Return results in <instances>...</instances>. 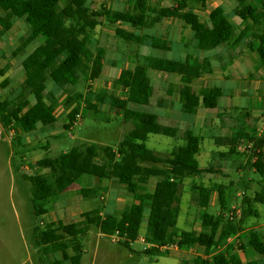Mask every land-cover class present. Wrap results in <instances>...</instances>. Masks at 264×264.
I'll use <instances>...</instances> for the list:
<instances>
[{
	"label": "trees",
	"instance_id": "obj_1",
	"mask_svg": "<svg viewBox=\"0 0 264 264\" xmlns=\"http://www.w3.org/2000/svg\"><path fill=\"white\" fill-rule=\"evenodd\" d=\"M206 1L178 0L172 6L153 10L148 5L149 0H129L132 11L128 8L123 11H111L105 6L91 10L87 4L88 0H0L1 35L10 30L13 19H24L30 28V35L22 40L23 43L16 49V53L25 49L38 36L44 40L21 62L24 70L21 87L29 91L34 104L23 101L7 110L9 103H0V123L4 131L10 133L20 127L23 133H30L37 123L50 126L56 122L53 108L55 97L52 93L45 92L47 82L52 83L57 90H63L76 86L80 76L88 75L91 81L99 78L103 68V51L98 49L93 55L89 51L86 34L102 22L112 26L126 25L133 30L142 31L164 19L178 20L191 32L195 50H223L227 53L228 60L242 51L246 39L244 33H251L250 39L253 42L247 45L250 51L259 56L260 64L264 68V11H258L253 6L254 0H235L238 3L235 16L240 25L244 26L241 31L236 32L229 17L220 7L209 12L206 24L194 9L188 8L189 2H201L203 5ZM258 25H262V28L253 32L251 28H257ZM114 33L125 42L164 52L170 50L169 43L163 37L137 36L120 28H116ZM133 57L137 63L134 68H123L114 81L115 85L126 90V100L108 91H100L94 98L95 104L91 106L95 109L96 105L107 101L115 116H122L124 122L132 124V131L122 137L115 152L107 147L101 149L96 145H87L79 153L69 151L54 159L37 161L35 167L47 170L48 175L27 177L30 185L29 202L32 207L36 202L65 193L84 175L100 180L113 179L118 184L125 185L131 203L119 217L109 215L100 219L94 212L82 215L83 218L95 215L92 220H84V223L59 225L57 228L43 230L34 227L32 241L40 252V261L44 264L49 255H60V259L50 264H80V240L86 235L90 224H94L103 236H117L120 239L117 244L129 249L138 238L145 205L149 206L146 241L152 244V247L143 251L146 255L164 257L168 255L170 247H177L179 250L200 247L207 258L202 264H242L235 255V244L229 240L244 231L246 242L239 250L249 248L264 260V237L254 229L245 231L243 226L245 219L257 217L253 204H264V191L255 194L252 199L246 198L243 192L240 218L235 223L225 218L230 211L233 192L227 193L223 186L205 188L193 185L194 200L202 208L198 212L197 222L201 228H206L207 232L178 231L176 222L180 210L179 189L182 181L197 179L201 174L210 173L212 170L200 168L197 162L200 139L191 131H181L163 125L155 115L126 109L128 103L148 105L153 94L147 79L148 70L179 77L181 86L178 88V94L182 113L195 114L199 108L215 109L218 99L222 97L220 88L195 91L189 87L192 81L212 73L209 59L187 56L183 62H175L150 56L140 58L136 53ZM3 83L6 84L5 81ZM78 112L77 103L68 113V118L73 121ZM150 135L180 141L182 145L173 148L168 157L163 158L146 148L145 143ZM234 139L237 146H249L246 152L261 151L264 131L255 139L247 136L246 132H237ZM99 150L105 153L104 160H99ZM234 150L233 146L229 153L234 154ZM218 156L222 160L227 155L225 153ZM261 156L262 154L258 156L256 163L249 166L255 169L259 177H262L264 172V166L260 163ZM160 165L162 167H159ZM152 178L157 179L155 190L152 194H147L143 187ZM245 188L244 185L243 189ZM211 193L216 194V213L206 210ZM69 250L72 255H69Z\"/></svg>",
	"mask_w": 264,
	"mask_h": 264
},
{
	"label": "rangeland",
	"instance_id": "obj_2",
	"mask_svg": "<svg viewBox=\"0 0 264 264\" xmlns=\"http://www.w3.org/2000/svg\"><path fill=\"white\" fill-rule=\"evenodd\" d=\"M175 1L178 0H149L148 5L151 9L158 10L160 8L172 6ZM87 4H89L91 10L97 9L100 6H105L112 11H123L125 8H128L129 11H132L131 3L129 2V0H88ZM237 5L238 3L235 0H209L203 5L201 4V2H189L188 8L194 9V12L200 17L201 21L206 24L209 12L215 7H220L224 11L225 15H227L229 19L231 18L230 20L232 21L233 18L236 17L235 9ZM253 6L256 7L258 11H264V0H254ZM236 21H238V23L235 24L237 26L234 27L237 30L236 32H239L240 29H243V26L239 25L240 23L237 18ZM12 26L11 29L6 33L2 35L0 34V69L1 67L5 70L7 69V71L10 69L9 76L7 78H4L7 80L5 81L6 84H4L2 81L3 77H0V103H9L7 110H11L15 104H19L18 102H20L21 98H26L31 103H33L32 97L28 95L29 92H25V90L21 87L23 82L21 84H19L18 82L11 84L10 80H22L19 62L23 59L24 56H26V53L28 56L37 45L39 46L42 44V40L38 38L37 41L27 50L24 51V49H22L23 51L21 50L19 53H16V49L23 43L22 40L26 39L30 35V29L24 19H13ZM248 26H250V22H248ZM116 28L123 29L124 31L133 33L137 36H164L163 38L166 37L169 42H171L178 48L180 44H182V46L185 45L187 48V53H190L193 49L191 45H189L192 41L190 37L191 32L189 31V29L185 28L180 21L177 20H163L160 23L153 25L151 28L142 31L133 30L126 25L112 26L110 24L102 22L100 26L96 27L93 31H89L86 34L89 51L93 55L98 49H101L103 51V68L99 78L95 81H91L88 75H83L79 77V82L76 86L67 87L63 90L58 89L55 91L54 89L50 90L52 89V87L49 82L45 84V92L51 93L50 91H54L55 94L53 108H55V114L57 113V124L52 125V128H50L49 125H40L43 128H39V131L37 132L38 134H33V137H28V146L24 158L19 157V152H21L20 144L19 146H17V142H19L18 139L22 136L19 132V130L21 131V128L17 127L18 129H13L10 132V137L9 134L7 135L9 141L14 142H11V155L14 154L12 156V164L17 166L15 168L17 171L19 170V168H21L22 173L20 177L17 176L16 178H12L11 194H8L7 192L8 183L6 181H0V224H3V222L5 221L12 223V209L17 208V210H20L21 212V222H25V240L22 238L23 231L19 236L18 227L15 228V235L14 230H12L11 238L6 239L2 233V244L0 245V264H43V262H41L39 259L40 252L37 248H35L31 238L32 230L34 227L40 228V226L43 228L48 227L47 229H50L52 227L50 223L44 225V222L46 223L47 221L39 215L40 210L38 207L41 205V202L34 203V206H31L29 202L30 185L29 182L26 181V183L22 177L27 179V177H33L36 175H48L47 170H41L35 167L37 161L41 159H54L60 154L69 151L79 153L87 145H96L101 149L109 147L113 152H115L117 143L120 142L125 134H127L126 131L129 130L131 126L129 124H125L123 126L119 123L121 119L115 118L114 113H112L113 110L107 104V101H105L102 105H96L95 109H92L91 106L95 104V96L100 91H108L115 95L117 94L118 96L123 93L121 87L115 85L114 81L118 78L119 73L123 68H134V66L137 64L133 57L135 53L140 58L144 56H150L157 59L166 58L165 53L151 49H146L145 51L142 46H139L132 42H125L121 40L114 33V30ZM261 28L262 25L261 27H259L258 25L257 28L254 27L251 28V30L255 32L254 30H259ZM250 36L251 33H247V38L244 40L242 45L246 51H250V48L247 44L253 42V40L250 39ZM22 53H24V55H22ZM218 55H220V57ZM250 55L251 57L248 62H252L255 57L254 54ZM199 56H201V59L202 57H206V55H204L203 53H201V55L199 54ZM226 57L227 53H225L223 50H219L216 55L214 54L213 56H207V58H209L211 66L214 67V70L222 76H225L223 69V72H221V69L219 71L217 70V68H219V66L221 65L223 66V64L225 65L231 62ZM255 60L257 61L256 58ZM240 65L241 64H237V66ZM235 71L236 67L234 68V72ZM259 76L260 72L252 71L250 80L258 81V79L255 78ZM147 79L148 83H151V87L155 91L152 95L154 103L150 102V104H152L154 108L162 104V98L165 97L163 90L167 88V85H170L169 91L171 92L178 91V88L181 85L180 79L178 77L155 74L150 70L147 72ZM212 81L214 82V79H211L208 82ZM231 85H233L240 91L246 92V96H248L249 80H247L244 75L238 76L237 79L233 78L227 81H223L219 84H216L215 86H221L220 88L221 90L223 89L224 92L228 89V93L229 95H231ZM165 99L167 102L171 101L170 98ZM255 99L256 98L253 97L252 100H254L255 102ZM222 101V98L218 99L217 106H220ZM243 101L244 100L238 97L235 98V102L243 103ZM77 103L80 110L78 116H75L74 120L71 121L70 119H67V114ZM225 103L226 101H224V104ZM46 104L48 103L46 102ZM130 108H133L135 110L141 109L137 105H130ZM263 111L264 109H262V112ZM241 113L243 115L241 118H234L233 120L225 119V124L227 126L234 125L235 130L234 132H232L231 130L226 128L224 135H231L232 138H234L235 134L233 133L235 132H244L245 129L257 132L256 129L264 127V113L259 114L258 111L252 112L250 110H247L245 112L241 111ZM250 113L252 116H250ZM238 114L239 112L236 111V115ZM211 115L215 114H210L206 118V120L211 121L212 125H214L216 124V120L215 118L210 119ZM230 115L233 114L231 113ZM246 115H248L249 118H245ZM118 119L120 120L117 121ZM249 121L250 125H246V122ZM63 125L68 129L61 127ZM217 125H219V122ZM263 131L257 133L249 132L247 136L251 138L253 137V139L258 138L262 135ZM48 135H50V137H47ZM24 139L26 140L25 137H23V140ZM170 140L172 142H179L172 139ZM148 146L152 151L155 152V154L163 158L168 157L170 150L173 149V146L170 147L168 143L162 142L158 139L151 140L148 143ZM179 146H181V144ZM246 148L249 149V146L246 147L245 144H242L240 146L236 145L234 154H230L229 149H225L223 152L227 150L225 153L228 157H230L228 161H223L225 163L219 164V161H209L208 163H203V161H207L209 159L208 155L215 149L213 145L209 143V151H202V149L205 150L206 148L204 144L201 143L199 154L198 156H196L200 168H212L209 174L204 173L199 177V179L202 178V180H197V184H201L203 187L221 185L226 187L230 192L234 193L229 205L230 211L225 218L235 223L240 218L242 193L245 192L246 198L252 199L255 194H261L264 191V175L262 177H259L256 174L254 168H249V166L257 162L258 156H260V154H262L260 163L264 166V147L261 149V151L251 150L249 152H246ZM104 154L105 153L103 151L99 150V160L105 159ZM201 161L203 163V166H201ZM159 167H162V165H160ZM11 173L12 175H15L16 172L11 169ZM0 176H7V171L1 164V158ZM155 181H157V179H154V182ZM191 181H193V179H184L180 185V210L177 218L176 229L178 231L194 230L196 232H201L203 229L197 222V212L201 211V206L196 205V202L193 198L194 194L190 190V187L192 185ZM95 182L98 183L97 180ZM244 185L247 187V190L243 189ZM95 187L97 186L95 185ZM183 187H185V190H183ZM92 190L93 188H87L84 191L91 192ZM123 192L125 196L124 207L126 209L131 203V199L125 191V188H123ZM83 193H77V196L80 198V196H83ZM94 197L95 196H93L92 198ZM216 201V194L213 193L210 198L209 206L206 208L207 212H217ZM99 204L100 203L98 200L90 202L89 210L91 211H88L86 213L96 212L98 217L104 218L105 215L99 216V207L103 211V206ZM86 205L88 206V204ZM23 207H25V218L23 217ZM48 210L50 211V208H48ZM253 210L257 213V217H250L248 219H245L243 221L244 229H254L264 237V204H253ZM119 211H121V209L116 208V212L115 214H113L114 217H119L121 215V212ZM94 216L95 215L92 214L88 219L92 220ZM78 219H82L80 220L82 223L85 222L82 215ZM52 223L56 226L67 224L70 225L72 224V219L69 217L67 218V215H65L63 219L59 221L53 220ZM142 226L144 228L141 229V233H139L137 241L132 243L129 249H126L122 246L117 245L118 240H120L119 238H117L116 236H102L101 234H99L94 224H90L87 227L88 233L85 236L90 237L94 243L83 248L80 264H202L203 261L207 260V258L204 256L203 250L200 247L177 251L169 250L168 255L164 257L149 256L144 254V245H142L140 241L144 238L146 226L145 221L141 224V227ZM82 240L83 239H81L80 242H82ZM232 243L235 244V248L237 249L235 255L242 256L241 260L243 264H255L256 262L253 261L257 259H259V264H264V260L260 256H251L250 253L247 252V249H245L244 251L239 250V247L245 244V238L241 234L232 238ZM68 253L69 255H72L71 250H69ZM56 257L60 259V255H49L46 261L43 259L45 262L44 264H50L54 262L56 260Z\"/></svg>",
	"mask_w": 264,
	"mask_h": 264
},
{
	"label": "crops",
	"instance_id": "obj_3",
	"mask_svg": "<svg viewBox=\"0 0 264 264\" xmlns=\"http://www.w3.org/2000/svg\"><path fill=\"white\" fill-rule=\"evenodd\" d=\"M207 1H209V0H207ZM106 8L109 9L108 7H106ZM164 20H173V19H164ZM231 23L235 27L237 26V25H235V24L238 23V21H236V17L233 18ZM241 30L242 29H240V31ZM244 34H245V37L247 38V32H245ZM147 36L148 37H156V36H150V35H147ZM38 38H40L42 40L41 42L43 43L44 40L42 39V37L38 36L29 44V46H27L24 49V51L27 50L31 45H33L37 41ZM157 38H159V36ZM163 39L166 42L169 43V49L170 50H169V52H164V51H160V50H157V51L165 53L166 54V58L165 59L171 60V61H175V62H183L187 56H193V57L201 59V56H199V54L201 55V53L206 55V57H202V59H203V58H207L208 55L209 56H213L214 54L216 55L217 52H219V50L209 51V52H201V51L195 50L194 47H193V41H191V43L189 45H191V47L193 49L191 50L190 53H187L186 52L187 48H186L185 45L182 46V44H180L179 45L180 49H179L177 46H175L171 42H169L166 39V37L163 38ZM37 46L35 48H37ZM142 48L145 49V51H146V49H151L148 46H142ZM151 50H156V49H151ZM250 54H254V56H255L254 60H252L253 64H252V62H248L250 57H251ZM22 55H24V53H22ZM26 56H27V53H26ZM26 56H24L23 59L19 62L20 71H21V75H22V80L15 81V80L11 79L10 80L11 84H14V83H17V82L19 84H21L24 81V70H23V68L21 66V62L24 60V58ZM218 56L220 57V55H218ZM255 58L257 59V61L255 60ZM229 61H231L230 63L228 62L229 64H225V65L223 64V66L222 65L221 66L218 65L219 68H217V70H219V71L221 69V72L224 71V73H225L224 75L225 76H222L221 74L216 72L214 70L215 68L212 67L211 64H210V66L212 67V73L209 74V75H205L204 77H202V78H200L198 80L192 81V83L189 85V87L191 89L195 90V91L206 90V89H210V88L216 87L215 86L216 84H219V83H221L223 81H227V80L233 79V78L237 79L238 76L244 75L246 77V79L249 80L248 96H246V92L240 91L237 88H235L233 85H231V87H230V88H232L231 95H229L228 89L225 92L222 89L223 95H222L221 98L223 99V101L220 104V106H216L215 109L208 110V109L199 108V109H197L195 114L182 113L180 111L181 102H180V99H179L178 91H173V92L169 91L170 90V85H167V88L165 90H163L165 97L162 98L163 99L162 100V104L156 106V108H154V106L152 104H150V102L154 103V99H152V97H151L149 99L148 105L139 106L141 108L140 110H135L133 108H130V105L136 106L135 104H132V103H128L127 106H126V109L131 110V111H136L138 113H146V114H149V115H155L161 120V123L163 125H165V126H169V127L175 128L177 130H181V131H191L195 136L199 137V139H200L199 151H200V144L201 143H203L205 148H206L205 150L202 149V151H205V152L209 151V143H211L213 145L214 149H215L208 155L209 159L207 161H203V163H208L209 161H211V162H214V161L218 162L219 161V164L220 163H225L223 161H228L230 159V157L226 156L224 159L220 160V157L218 156V154H225V152L230 147L234 146V148H235L236 145H237V141L234 139L235 137L232 138L231 135H224L226 128L231 130L232 132H234V130H235L234 125L227 126L225 124V119H230V120L232 119L233 120L234 118H241L243 116L241 111L245 112L247 110H250L252 112L253 111H258L259 114L260 113H264V111L262 112V109H264V68L260 64L259 56L255 52L246 51L245 48L242 47V51L236 53L234 55V57L232 59H230ZM237 64H241V65L237 66ZM235 67H236V71L234 72V68ZM125 69L131 70L132 68L131 69L125 68ZM222 69H223V71H222ZM1 70H2V75L0 77H3L2 81H7L4 78H7L9 76V70L10 69L7 71V69L5 70V69H3L1 67ZM22 71H23V73H22ZM150 71H152V70H150ZM252 71L260 72V76L255 78V79H258V81H251L250 80V76L252 74ZM153 73L166 75V74H163V73H160V72H156V71H153ZM168 76L178 77V76H175V75H168ZM211 79H214V82L213 81L212 82H208ZM49 84H51V87H52V89H50V90H53V89H54V91L57 90L53 86L52 83H49ZM149 85L151 86V83H149ZM119 87H121V86H119ZM168 87H169V89H168ZM220 87L221 86H219L217 88H220ZM121 89L123 90V93L120 96H118L117 94L116 95L114 94V95L116 97H118V98L126 100L127 92L122 87H121ZM54 91H50L53 96H55ZM25 92H29V91L25 90ZM154 92L155 91L153 90V93ZM28 95L31 96L30 93H28ZM237 97L242 99V100H244L243 103L235 102V98H237ZM253 97L256 98L255 102H254V100H252ZM165 98H170L171 101L167 102ZM32 100H33V97H32ZM23 101L29 102L30 105L34 104V100H33V103H31L26 98L25 99L21 98L20 102H18V103H21ZM224 101H226L225 104H224ZM236 111L239 112L238 115H236ZM212 113H214L215 115H211L210 119H214L215 118L216 124H214V125H212L211 121L206 120V118ZM231 113L233 115H230ZM259 114H258V116H259ZM56 116H57V113L55 114V108H54V117H55V119H57ZM76 116H78V114ZM250 116H252L251 113H250ZM247 117L249 118L248 115L245 116V118H247ZM115 118H120L121 119V121H119L120 119L117 120V121H119V123L121 125L124 126L125 124H129L131 126V128L126 131V133L132 131L133 127H132V124L130 122H124V119H123L122 116H115ZM67 119H69L68 116H67ZM218 122H219V125H217ZM56 124L57 123L55 122L52 125H56ZM263 124H264V122H263ZM52 125H50L49 127L52 128L51 127ZM246 125H250V121L246 122ZM61 127H64V125L61 126ZM39 128H43V127L40 126L39 123H37L35 125L34 130L31 131L30 133H23L22 130L21 131L19 130V132L22 135L21 137L19 136L20 137L18 139L19 142H17V146H19V144H20V149H21V152H19V154H20L19 157L20 158H22V157L24 158L25 157V152H26L27 146H28V143H27L28 137L29 136L33 137V134L37 135L38 134L37 132L39 131ZM262 129L264 130V127L260 128V129L258 128L256 130H257V132H262L263 131ZM238 132H241V131H238ZM244 132H246L247 135H248L249 132L250 133H257V132H254L253 130H249V129H247V130L245 129ZM8 134H9V137H10L11 136L10 133H6V131H4V129H3L2 125H1V123H0V158H1V164L3 165L4 169H6V171H7V176H2V177L0 176V181H2V182L6 181L8 183L7 192H8V194H11V190H12L11 181H12V178H14V177L16 178L17 176L20 177L22 171H21V168H19V170L17 171L15 169L17 166L12 164V156L14 154L11 155V147H12V143H14V142L11 141L12 142L11 143L9 141L8 136H7ZM233 134H235V136H236L237 132H235ZM257 136H259V135H257ZM23 137H25L26 140L25 139L23 140ZM47 137H50V135H48ZM153 139H158V140H161L162 142H166V143H168L170 145V147L173 146V148L178 147L180 144L182 145V142H180V141L179 142H172L170 140V138H166V137H163V136L150 135V136H148V139H147V141L145 143V146H146V148L148 150H150L153 153H155V152L152 151L149 148V146H148V143L151 140H153ZM232 142L234 143L233 146L231 145ZM118 143H117V145H118ZM263 147H264V144H263L262 148ZM107 148H109V147H107ZM116 148H117V146H116ZM238 148H240V147H238ZM225 149H227V150L225 152H223ZM170 152H171V150H170ZM219 152H223V153H219ZM198 154H199V152H198ZM198 154H197V156H198ZM210 156H211V158H210ZM34 162H36V161H34ZM203 163L201 161V166H203ZM11 169L16 172L15 175H12ZM205 174H209V173H205ZM202 175L203 174H201V176ZM263 175H264V172H263ZM22 178L24 179L25 182L27 181L26 178H24V177H22ZM210 178H214V177H210ZM96 180H97L98 183L95 182ZM99 180L100 179L94 178L92 176H87V175L81 176L80 178H78L74 182V184L68 189L67 192H65L63 194H59V195L53 196V197H51L49 199H46L44 201H40L41 205L38 207L39 210H40L39 215L41 217H43V219H45L47 221L46 223L44 222V225H47V224L50 223L51 227L57 228V226L52 223L53 220L59 221V220L63 219L65 215H67V218L69 217V218L72 219V224L79 223V222H81L80 220H82V219H78L79 217H81V215L90 213V212L89 213H86V212L91 211V210H89L90 202H92L94 200H98L99 203H100L99 205L103 206V211H102V209L100 207L98 209L99 210V216L105 215L104 218H106L109 215L112 216L113 214H115L116 208L121 209V211H119V212H121V214H122L126 210L125 207H124V197L125 196L123 194L124 193L123 192V188H125V191H126L125 185L118 184L113 179L100 180V181ZM197 180L200 181V180H202V178L201 179L197 178V179H194L193 181H191V184H192L191 187H190L191 192H192V186L193 185L194 186L201 185V184H197ZM20 181H21V178H20ZM156 183H157V181L154 182V178L148 180L146 186L143 187V191H145L147 194H152L154 192V190H155ZM95 185L97 187H95ZM212 187L213 186L205 187V188H212ZM87 188H93V190L91 192H88V191L84 192L83 196H80V198H79L77 196V193H81L80 191H82V190L84 191ZM224 188L227 190V193H232L226 187H224ZM0 189H1V185H0ZM245 189L247 190V187ZM183 190H185V187H183ZM212 195H213V193L210 194V198H211ZM93 196H95V197L92 198ZM194 197H195V195H193V198ZM20 203H21V201H20ZM36 203H39V202H36ZM86 204H88V206ZM196 205H198V204L196 203ZM48 208H50V211L48 210ZM83 209H85V210H83ZM200 210H202V208ZM215 211H216V209H215ZM92 212H94V211H92ZM148 213H149V206L145 205L144 210H143V219H142L141 224L145 221L146 222V226H145L144 238L141 240V241H143V243H141V241H140V243L142 245H144V250L146 248L152 247V244H150L149 242L146 241V237H147V235H146L147 219L146 218L148 216ZM20 215H21L20 210H17V208H14V209H12L13 222L9 223V222L5 221V222H3V224H0V245L2 244V241H1L2 233H3V235L5 236L6 239L11 238L12 237V230H14V235H15V228L16 227H18L19 236L21 235V233L23 231L22 238L25 240V222L24 221H23V223L21 222V216ZM23 217L25 218V207H23ZM87 218H89V217L88 216L86 218L84 217L83 220H86ZM104 218H100V219H104ZM76 219H78V220H76ZM3 220H4V218H3ZM141 224L139 226L138 235H139V233H141V229L144 228L143 226L141 227ZM41 225H43V224H41ZM62 226H66V225H62ZM40 229L43 230V229H46V228H43V227L40 226ZM202 229L203 230L201 232H203V233L207 232L206 228H202ZM186 230H188V229H186ZM188 231H191V230H188ZM240 234L243 236L245 233L243 231ZM83 237H82L83 240L81 242L82 243V245H81V250H82L81 251V258H82L83 248L94 243L90 237H87V236H83ZM31 238H32V235H31ZM144 239H145V241H144ZM229 242L232 243V238H231V240H229ZM245 242H246V240H245ZM147 246H149V247H147ZM201 249L203 250V248H201ZM173 250L177 251L179 249L177 248V249H173ZM247 252H249L251 256H257L249 248H247ZM236 257L243 264V262L241 260L242 256L236 255ZM46 260L47 259H45V261ZM56 260H58V257H56ZM253 262H256L257 264H259V259L254 260Z\"/></svg>",
	"mask_w": 264,
	"mask_h": 264
},
{
	"label": "built area",
	"instance_id": "obj_4",
	"mask_svg": "<svg viewBox=\"0 0 264 264\" xmlns=\"http://www.w3.org/2000/svg\"><path fill=\"white\" fill-rule=\"evenodd\" d=\"M242 195H243V193H242ZM141 243H143V241H141ZM173 249H177V247H170L168 250H173Z\"/></svg>",
	"mask_w": 264,
	"mask_h": 264
}]
</instances>
